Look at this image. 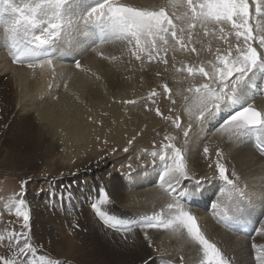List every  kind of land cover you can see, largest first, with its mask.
Masks as SVG:
<instances>
[{"label": "bare ground", "instance_id": "bare-ground-1", "mask_svg": "<svg viewBox=\"0 0 264 264\" xmlns=\"http://www.w3.org/2000/svg\"><path fill=\"white\" fill-rule=\"evenodd\" d=\"M90 1L65 0L61 8L64 23L60 32L48 44L35 49V55H25L26 61L16 59L19 53L11 46L8 31L12 19L10 5L21 6L24 0L0 2V171L20 172L28 179L42 178L49 186L46 195L62 202L49 206L44 215L36 213L38 209L33 207L42 232L36 233L38 241L52 247L63 264H209V258L198 242L186 244L181 249L183 252L172 250L180 241H192L187 233H183L184 229L177 232L169 228L167 235H163L165 228L148 227L149 222L169 219L172 210L168 205L179 203L197 218L201 233L209 242L224 241L225 247H222L233 254L227 258L228 264H249L240 251L242 235L236 237L224 226V218L234 222L240 216L228 212L225 215V211L219 210L217 202L224 201L220 196L224 197L225 193L218 195L223 180L214 164L216 160L224 163L227 175L233 181L230 191L235 193L232 195L236 206L256 220L257 229V224L264 218L259 217L262 213L259 208L264 202V159L247 139V126L230 133L217 131L232 116L220 120L224 116L218 113L220 107L230 108L236 102L237 112L249 105L264 112V97L248 96L253 92V84L263 81L264 56L236 74L240 78L231 98L214 105L203 120L188 121L184 109L176 114L182 125L179 128L157 121V116L152 114L136 113L128 118L125 104L118 106L117 102L138 94L141 97L149 87L158 90L162 84L171 91L179 90L180 78H176L175 65H194L203 58V50H197L195 54L180 50V47L175 51L169 48L167 52H161L167 63L155 57L150 60L154 64L147 65L146 60L140 64L135 57H129L123 41L119 40L123 45L116 47V38L91 45L86 35L88 25L83 20L87 11L100 0ZM34 2L26 0V3ZM111 2L158 11L159 6L168 1ZM249 3V28L253 35L259 36L264 34V16L256 15L252 0ZM174 4L169 5L175 8ZM213 27L218 32L213 34H221L227 43L226 33L233 31L231 25L214 23ZM205 39L206 35L193 34L192 47L200 48ZM229 41L235 42L232 46L237 48L243 44V37L239 43L234 38ZM250 43L258 53L264 52L258 42ZM74 58L79 59L80 69L74 65ZM30 63L32 67L28 66ZM60 77L61 84L50 83L51 79L57 81ZM102 114L108 117V121L104 119L108 125L100 128L97 121L101 120ZM147 124H151L152 131L182 149L188 171L187 177L181 178L178 184L169 177L161 182L164 172L158 165L164 160L159 161L154 155L137 157V151L130 143H121L120 150L125 148L127 151H119L114 160L113 156L94 157L97 153L95 148L93 152L92 146H98L95 142L99 136L107 133L104 137L109 140L123 142L124 136L130 135V138H124L126 142ZM186 129L188 134L184 136ZM170 185L177 191L175 196L170 193ZM24 186L23 199L29 204L34 203L30 183ZM215 194L219 198L214 199ZM64 198L68 205L63 204ZM85 201H88L86 206ZM88 204L91 211L87 210ZM87 213L89 218L86 219ZM217 213H223L218 220ZM212 230L224 233H220L218 239Z\"/></svg>", "mask_w": 264, "mask_h": 264}, {"label": "snow or ice", "instance_id": "snow-or-ice-1", "mask_svg": "<svg viewBox=\"0 0 264 264\" xmlns=\"http://www.w3.org/2000/svg\"><path fill=\"white\" fill-rule=\"evenodd\" d=\"M2 3H8V0H0ZM65 0H35L34 3H26L22 6L10 5L12 19L10 21L9 29L12 47L19 53L16 59L25 55H35V49L52 41L60 32L63 26V19L61 16V8ZM252 5L255 8V14L264 16V0H252ZM186 6L189 11L184 13L190 21L198 22L200 25H206L209 22L216 24L228 23L232 29H235V37L237 42L243 37V46L236 48L234 59H229L227 56H218L217 59L222 67H214V71H206L204 67L194 68L187 67L186 71L189 77H195L197 74L207 78V82L193 88H189L188 92L192 94L191 97H185L186 100H191L193 108L189 110L190 121L199 119L213 105L226 98H231L232 92L235 91V83L239 80L237 73H242L245 69L255 64L260 56H264V52H257V49L252 46L250 41L258 42L260 48L264 49V34L259 36L253 35V31L249 28L250 20V3L249 0H186ZM190 12V15H189ZM174 17L177 20L182 17L177 16L175 12L171 13V17L165 11V6L160 5L158 11L141 10L135 7L116 5L111 0H100L95 6L91 7L83 20L85 25H91L101 34V42L116 38L121 41H127L131 45L134 41L135 51L132 55L137 60L141 59V54H146L149 60L155 58L154 54L160 52H167L171 47L174 51L175 45L170 44L167 39L171 36L172 41L180 46V50L197 52V49L187 48L184 42V28L179 27L173 23ZM193 23L188 24L189 42L192 41ZM223 32L224 29L221 28ZM38 34H33L37 33ZM158 41L160 42L158 45ZM160 60L167 63L163 56ZM175 62V61H173ZM32 67L33 64H29ZM76 67H80L79 61H76ZM185 69H180L184 71ZM164 91H169L168 87L164 86ZM155 95V91L150 94ZM128 103H131L130 101ZM159 115V109H157ZM165 120H171L178 128L182 127L179 122V117L172 119L171 117H164ZM243 126L253 128H264V112L257 110L249 105L242 110L236 112L222 126L218 129V133H230L234 129H239ZM188 130L184 131V136H187ZM171 139V137H167ZM131 143V141H129ZM166 149L171 151V156H161V160H171V165L166 164V171L161 175L160 181L164 182L165 177L175 179L177 184L181 178L187 177L184 156L181 148L175 147L173 144L164 145ZM261 152H264V145H258ZM127 151V149H125ZM207 153L208 149L205 148ZM217 157L220 153L217 152ZM216 169L219 177L227 184L231 185L233 181L229 179L227 170L222 162H217ZM27 182H22V187ZM170 193L175 196L177 191L175 188L169 186ZM182 194V193H181ZM230 198V197H229ZM25 201L21 199L15 206V213L17 217L23 218V228L30 230V215L28 211L22 210ZM95 207V205H93ZM172 210L169 219L159 220L158 223H148L150 228H171L179 232L181 229L187 231L192 240L197 241L203 246L204 254L209 258V264H228L217 247L210 243L201 233L198 226L197 218L189 211L184 210L183 206L177 203L175 207L172 204L168 205ZM227 215V210L225 211ZM256 234L264 235V220L261 221L260 226L255 229ZM26 236L27 233H21ZM11 239V237H10ZM33 251L29 245L20 248V252ZM253 251L255 252L254 260L256 264H264V247L253 244ZM3 264H12L11 261L4 260Z\"/></svg>", "mask_w": 264, "mask_h": 264}, {"label": "rangeland", "instance_id": "rangeland-1", "mask_svg": "<svg viewBox=\"0 0 264 264\" xmlns=\"http://www.w3.org/2000/svg\"><path fill=\"white\" fill-rule=\"evenodd\" d=\"M27 1H29V0H27ZM166 1H168V2H165L164 6H165V10H166L167 14H169L171 17V12L175 11L177 16L182 17V19H180V20L174 19V17H172V18H173V23L176 24L178 26V28L179 27L184 28V42L187 44V48L190 49L193 46V44L191 42H189V38H188V32H189L188 24L189 23H193V25H194L192 28L193 30L191 29L192 33L194 32L193 34H197L198 36L206 35L205 41L202 42V44L200 45L201 47L200 48L197 47V50H203V58L201 60H199L198 62H196V63H198V64L195 63L196 65L195 64L189 65V66L188 65H182L181 66V64H179V66L175 65L176 72H178L176 78H180V86L181 87L179 90L171 91L168 88L169 91L167 93H165L164 86L166 84H162V85H159L158 90L155 87H152V88L149 87L147 89L148 91L146 90L145 91L146 93L143 94L141 97L138 96L139 95L138 94L137 96L132 97L130 99H127L125 101L117 102L116 105H118V106L121 104H125V106H126L125 112L128 114V118L131 115H135L136 113L137 114H145L146 116L152 114L153 116H157V121H159V122L171 123V120H165L164 117H171L172 119H175L176 114L178 113V110L184 109L185 111H187V120L189 121V119H190L189 110L193 108V103L191 100L185 99V97H191L192 96V94L188 92V89L189 88L194 89L195 87H198V86L206 83L207 78H205L199 74H197L195 77H189V75L186 71V68L187 67H194V68L198 69L199 67H204L206 71L212 72L215 70L213 67L214 65L216 67H222L221 63L217 59L218 56H227L229 59H234L235 55L238 54V53H236V47L232 46L233 44H235V42L230 43V41H229L231 38H234L236 40V37L233 34V32L236 31L235 29H232L233 30L232 32L226 33V41H227V43H226L224 41V39H222L223 37L221 34H213V33L217 32L213 27V24H214L213 22H209V23H211V25L209 23H207L206 25L202 26L198 22L190 21L186 17H184V13L189 11L187 9L186 3H185L186 0H176L178 3L175 0H166ZM194 2H195V0H194ZM23 3L25 4L26 0H24ZM23 3L21 4V6L24 5ZM168 3L170 5H173L175 3L174 4L175 8L173 6L170 7V5ZM189 15H190V12H189ZM186 21H187V23H186ZM209 33H210V36L208 35ZM167 39L169 40L170 44L175 45V48L180 47L179 45H176L174 41H172L171 36H168ZM159 43L160 42L158 41V45H159ZM196 43H199V42H196ZM222 43H226V44L223 45ZM120 44H122V43L120 42ZM123 44H122L123 47L125 46L124 49L126 50V54L129 57L133 56L132 52L135 51L134 41L131 45H129L126 41L125 42L123 41ZM241 46H243V44H241ZM213 51H215V52H213ZM195 54H197V52ZM154 55L156 58H159L161 56V52L159 54H154ZM133 57H135V56H133ZM74 59H75V61H73V63H74V65H76V61H79V59L78 58L77 59L74 58ZM145 60H146L147 65L154 64L149 60V58L147 57L146 54L142 53L141 59L138 61H139V63L140 62L142 63V62H145ZM205 60H208V61H205ZM182 68L185 70L180 71V69H182ZM78 69H80V68H78ZM53 80H55V79L50 80L51 84H53V83L61 84L62 83L61 77L58 78L57 81L56 80L53 81ZM153 91H155V95L150 97V94L153 93ZM129 101L131 103H128ZM213 107H214V105L212 107H210L206 112H204L203 116H201L199 119L194 118L191 121L197 122V120L198 121L203 120L212 111ZM157 109H159V112H160L159 115L157 114ZM146 111L148 113H146ZM100 117H101V120L98 119V121H97L98 126L100 128H102V127H105V125H106V127H107L108 124L104 122V119H106L105 121H108V117L105 114H102V116H100ZM150 125L147 124L146 126L142 127L140 130H138V132L136 134L131 135L132 136L131 139H128L126 142H124V138H126V139L130 138V135H129V137L124 136L123 142H122L119 140L118 141H111L108 139V137H104V136L108 135L107 133H104V136H102V137L99 136L97 138V141H96L97 143L95 142V144H97L98 146H96V147L92 146L93 152L96 149V153H97L94 155V157L95 158H100V157L106 158L107 156H109V157L113 156L112 158L114 160V159H116L114 157L117 155V153L119 151H121V152L123 151L122 153H124V151H125V148L120 150L121 143H123V144L129 143L128 141H131L130 144H133V146L135 147V149L137 151V155H136L137 157H141V156H143V154L149 155V156L154 155L155 159H158L159 161H161V159H160L161 156H165L166 158L171 156V154H172L171 151L169 149H166L164 147V145L172 144V143L166 141L160 134H157V132L152 131ZM104 132H107V131H104ZM153 135H154V137L152 138ZM110 137L114 138L115 136H110ZM107 139L109 141L106 144ZM101 147L104 149H102ZM110 150H111V152H110ZM112 152H114V153L112 154ZM183 156H184V154H183ZM207 161H208V158H206V162ZM163 162L159 163L158 166L160 167V170L162 172H165V170H166L165 165L166 164L171 165L172 162H171V160H167V159ZM184 162L187 163V161H185V159H184ZM217 162H219V161L216 160V162L214 164L215 167H216ZM185 168H186V172H187L188 167L185 166ZM229 179H231V177H229ZM25 181L27 182V184L30 183V188L32 189V197H33V199H35L34 203L29 204L26 202V199L25 200L23 199V197H25L26 188H25V186L22 187L21 185H22V182H25ZM124 182L126 183V179L124 180ZM222 182H223L224 188L221 187L222 190H219L218 193L219 192L222 193L223 191L224 192L222 194H220V193L219 194L216 193V194H218L220 196V195H224V193H225L224 197L220 196V200L223 199L225 201V203H224V201H221V202L219 201V202H217V205H219L218 206L219 210H221V211L227 210V212H228L232 206L236 205L235 197L233 196V195H235V193L233 194V192L230 191V187L233 183L231 185H229L224 180ZM224 183H225V186H224ZM225 187H228V188H225ZM141 188H144V187H141ZM48 192H49L48 182L42 178H40V179L39 178H36V179L31 178L30 179L29 178L28 179L27 176H25L23 173H20V172L0 171V264H3L4 260L11 261L12 264H63V261H60V259H61L60 256L55 254V252H54L55 250L50 246L47 247V246L41 245V243L38 241V237L36 236L37 232H39V231L41 232V230L39 229L40 225L37 224L36 213H39V214L41 213L44 215L47 213V210L49 211V209H50L49 206L62 204V202H59L58 199H57V201L50 199L51 197H48L46 195V193H48ZM216 194H215L214 199L219 198V197H217ZM229 197H231V198H229ZM21 199H23L25 201V205H24V208L22 210L28 211L29 215H30V230L22 227L23 223H24L23 218L17 217L16 213H15V206H16V204H18V202ZM230 199H231V201H230ZM64 200L65 201H63V204L68 205V202H66V198H64ZM51 201H52V203H51ZM227 201H228V203H227ZM86 203H88V201H85V206H86ZM229 204H231V205H229ZM173 205L175 207L176 204H173ZM223 205H225V206L223 207ZM33 207L38 209L37 212L34 210ZM224 209H226V210H224ZM87 210H90V211L92 210L90 204H88ZM259 210H261V212L263 213V214L261 213V216H259L262 219L264 217V211H263L264 210V202H263L262 206L260 205ZM87 218H89L88 213L86 214V219ZM259 220H260V218H259ZM259 220L257 219L258 222H260ZM262 220H264V218ZM152 223H158V221H154ZM260 223L257 224V228L260 226ZM168 229L169 228H165L164 231L162 232V234L167 235ZM219 229L222 230L221 227H219ZM216 231H217V233H215ZM216 231L212 230V233H214V237L216 236L215 238L220 239L219 238L220 233H224V232H222L223 230L222 231L216 230ZM21 233H27V235L22 236ZM183 233L186 234L187 233L186 230ZM253 233H255V234H253ZM253 233L251 234L252 237L251 236L250 237L249 236L243 237V235H242L239 239V240H242V246H241V250H240L241 255L245 259H247L249 264H255L256 263L254 260L255 252L253 251V244H256L257 246H260V247H264V245H263L264 235L262 236V235L256 234L255 230L253 231ZM228 234H230V233H228ZM231 234L235 235L236 237L238 235L235 232H232ZM248 234L249 233H246V235H248ZM257 235H259V236H257ZM260 236H261V238L262 237L263 238L260 239ZM10 237H11V239H10ZM258 239L261 240V243H260V240H258ZM253 240H254V242H253ZM180 242H178L180 244H178V246H176V247H173L172 250L177 249V250L183 252L184 250L182 251L181 250L182 248H185L188 245H193L197 241L192 240L189 243V242H186L184 240V241H180ZM210 243L213 244V241ZM217 243L218 244L221 243L220 244L221 246L220 245L217 246L218 245ZM223 244H224V241H221V242L216 241L214 243V245L216 247H218L217 248L218 250L222 246L225 247V244L224 245ZM25 245H29L33 249V251H26V252L21 253L20 248L25 247ZM221 249L219 250L220 252H221ZM222 251L223 252H221L222 253L221 256L224 258V254L226 255L227 254L226 252H229V250L226 248H223ZM232 252H234V250H232ZM232 256H233V254L229 252L225 257V260H227V258H230ZM213 264H214V262H213Z\"/></svg>", "mask_w": 264, "mask_h": 264}]
</instances>
